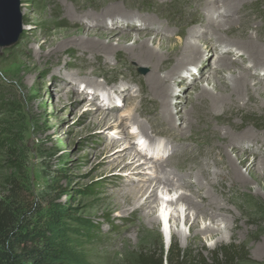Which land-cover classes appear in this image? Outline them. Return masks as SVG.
I'll list each match as a JSON object with an SVG mask.
<instances>
[{"label": "rangeland", "instance_id": "1", "mask_svg": "<svg viewBox=\"0 0 264 264\" xmlns=\"http://www.w3.org/2000/svg\"><path fill=\"white\" fill-rule=\"evenodd\" d=\"M127 1L131 5H120V9L126 17L136 19L132 25L138 26L140 20L152 17L154 30H161L159 35L148 33L156 42L151 46L156 53H161L159 43L169 41L175 44L184 41L191 29L199 32L205 16L192 0ZM19 3L21 35L14 44L0 46V199L8 197L9 183L14 184L21 201L20 227L33 229L40 242H47L52 251L60 252L63 264H136L140 252L159 253L162 247L166 253L173 245L192 259L201 256L210 262L217 249L231 244L242 248L239 264H264V169L256 170L257 179L249 180L247 189L219 179L215 191L228 208L229 215L235 218L233 223L229 221V225L238 227L213 239L203 234L199 239L190 238L188 225L194 220L193 212L186 223L181 216L180 220L176 218L168 222L169 216L166 215L165 221L162 202L157 200L153 211L161 222L150 225L146 219L140 221L139 211H133L142 200L134 202L133 206L126 205L122 198L123 190L149 184L146 178H153L149 169L155 163H164L166 170L172 171L176 179H183L191 186L187 189L175 181L171 196H189L190 191L196 190L193 161L194 158L195 161L204 159L197 153V145L188 140L189 132H185L184 137L179 136L185 128L179 118L191 109L190 103L195 96L192 79L184 78L188 85L176 78L170 81L171 94L165 96L164 101L169 103L168 111L175 118V129L159 133L158 128L164 125L158 116L159 111L153 107L156 100L145 94L151 69L128 57L135 36L145 30L122 31L131 38L125 47L115 45L110 52L92 54L80 49L81 45L71 44L55 51L62 41L58 35L61 31L76 32L82 28L116 32L125 21L110 22L107 17L98 21L96 15L90 20L85 15L71 20L65 14L71 0H19ZM87 3L95 5L92 0ZM244 3L235 17L243 20L249 35L254 37L255 30H258L263 41L264 0H244ZM223 12V8L219 9L214 18H219ZM86 13L92 15L95 12L90 9ZM237 28L238 25H234V29ZM207 30H204L205 37L194 38L201 42V51L205 54L212 47L203 45L206 43L204 39H212L215 43ZM219 34L229 46L216 48L217 53L211 50L210 65L226 51H232L233 59L245 60L247 55L232 48L239 43L238 38L230 32ZM43 44L45 48L41 51ZM263 44L259 42L264 50ZM26 50L45 55L40 59L30 57ZM50 51L55 52L47 54ZM30 62L36 64L32 70L25 66ZM206 63L201 61L202 65ZM244 67L251 69L248 61ZM262 69L254 71L259 78H264ZM81 70L95 75L90 77L95 85L89 87L85 78L76 76ZM191 72L198 73V70L191 69ZM204 75L206 77L207 73L196 83L198 87L210 90ZM110 95L113 100L108 97ZM104 112L111 119L108 124L104 122L106 125L98 122ZM215 118L212 122L217 124ZM134 119L137 120L135 123ZM225 120L226 124L230 122L238 127L237 133L249 131L255 135L256 141L247 147L251 151L247 161H253L251 153L255 152V162L264 163V96H256V103L249 109L227 115ZM217 126L225 128L221 124ZM194 128L202 130L197 136L203 140L214 131V126L209 127L203 122H195ZM170 132H175V139L168 137ZM197 136L193 137L196 142L199 141ZM140 137L146 146L152 148L150 153H143V149L138 148ZM8 143L12 144L11 148ZM128 143L130 147L121 157H116V152ZM169 146L175 150L171 151ZM139 151L142 152L137 158L140 163L130 164V155ZM236 153L242 151L238 149ZM147 154L159 158L150 161ZM145 158L150 162L145 163ZM240 169L248 177L246 169ZM149 193L147 190L146 195ZM219 193L226 194L229 202L224 201ZM156 194L158 199H165L162 185ZM195 201L201 203V198H195ZM167 208L169 214L172 208ZM176 209L185 210L186 206L179 203ZM202 220L201 217L196 220V229L201 230L210 224L208 220ZM163 222L170 226L169 232L175 233L173 238L169 236L167 240L162 230ZM225 224L219 222L221 227Z\"/></svg>", "mask_w": 264, "mask_h": 264}, {"label": "bare ground", "instance_id": "2", "mask_svg": "<svg viewBox=\"0 0 264 264\" xmlns=\"http://www.w3.org/2000/svg\"><path fill=\"white\" fill-rule=\"evenodd\" d=\"M87 1L89 0H71V6H66L65 14L70 17L71 20L84 15L88 18V20H90L92 19V16L96 15L98 21L107 17L106 20H109L110 22H113L114 20H121L125 21L123 22L125 24H123V27H120V29H117L116 32H105L82 28L78 29L76 32L66 30L61 31L58 35L62 41L55 51L59 49L61 50L65 47L67 48L71 44L75 46L81 45L82 47H79L80 49L83 51H89V53L91 52L92 54L105 51L110 52L115 45L125 47L126 43L131 38L130 34L122 31L132 30L133 32L138 31L139 29L145 30V32L139 33L135 36L132 47L128 50V57L134 59L137 63L142 64L141 66L144 68L151 69L150 75L148 74L149 86L145 94L156 100L153 107L159 111L158 116L164 125L163 128L157 127V132L168 133V131H174L173 129H175V118L168 111L169 103L164 101V97L171 94V88L169 86L170 81L176 78L180 80V82L188 85L186 83L187 81L184 80V78L186 79L188 76L192 79L191 83L194 82L193 90L195 91V96L190 103L191 109L183 113L185 118L183 115L179 118V121L185 125V128H183L184 130L180 132L179 136L181 137L182 135L184 137L185 132H189L190 135L188 140L190 139L192 143L197 145V153L204 159L203 161H195L196 159L194 158L193 161L194 166H196L195 170L193 168L196 190H189L191 192V195L189 196L184 194H181L176 198L175 196H171L170 194L175 191L173 189V185H176L174 184L175 181L179 183V186L187 189L191 186H189L188 182L183 179H176V176L172 171L166 170L164 163H161L160 165L153 162L155 164L150 166L151 168L149 169L153 178H146L147 181H149L147 186L142 185L139 188L135 187L123 190L122 198L126 202V205H133L134 202L137 203L139 200H142V202L139 203L133 211H139L140 221L146 219L150 225H155L157 222H161V220L155 216V212L153 211V204H156L157 200L162 202L161 212L165 221L167 219L166 215L169 216L168 222L175 221L176 218L177 220H180L181 216L186 223V220L190 217V213L193 212L194 220L188 225L191 232L190 238L193 239H199L200 234L213 239L221 236L224 231L233 232L238 226L236 227L234 224L229 225V221L233 223L235 218L234 216L229 215L228 208L223 205L222 200L218 198L219 196L218 192L215 191V186L223 179L228 180L231 183H236L247 189L249 186V180L256 181L257 179L256 170L258 171V169H264V163L258 164L257 161L255 162V152H253V154L251 153V155L254 156L253 161H247V156L251 152L247 147L256 141L255 135L249 131L237 133L239 131L237 126L230 122L228 123L229 125L225 123L227 115L237 113V111L242 109H249L252 104L256 103V96H264V78H259L260 75L257 76L254 72L262 67V70H264V50L259 46V42H264V40L262 41L260 38L258 30H255L256 32L254 37L249 35V29L243 23V20L239 17H235L238 15V10L242 9L245 5L244 0H192L195 7H197L199 11L203 12L205 15L203 21H201V29L199 32L194 29L188 31L184 41L175 44H171L169 41L163 42L162 44L159 43L161 53H156L152 50L153 48L151 46H154L156 42L154 39H151L148 34H160L161 30H154L152 27V25L155 24V20L152 17H145L143 20H140L141 24L134 26L132 24L136 21V19L134 21L132 17H126V14L121 12L120 5H131L130 1L92 0L95 5L88 4ZM221 8L224 9V14L220 15L219 18H214V15H218V11ZM90 9H92L95 13L92 15L87 14V10ZM209 11H212L213 14L211 15ZM217 19L219 20L216 21ZM144 20H148V22H145ZM204 21L207 23L204 24ZM234 25H238L236 30L234 29ZM124 26L126 28H124ZM205 29H208L207 31L211 33L210 37L214 38L215 42L213 44L211 41L212 39H204L206 43H203V45L209 44L210 47H212L210 52L213 50V52L217 53L216 48L221 46L228 47L229 45L225 43L224 38H222L219 33L230 32L233 33L239 40V43L232 45V48L241 50L244 55H247L245 60L242 58L233 59L234 55L232 51H226L224 53H220L218 60L210 65V62L208 61L210 52L208 51L205 54V51H201L203 49L200 45L201 42L198 41V39H194L206 35V33H204ZM77 41L78 43L74 44V42ZM44 44L40 46L41 51L45 48ZM48 44L46 45L48 46ZM216 45L218 46L216 47ZM229 49L231 50V48ZM55 51H50V53L48 52L47 54L52 55ZM26 53L29 54L28 56H36L38 59L45 55V53H34L31 52V50H26ZM201 61L207 63L202 65ZM244 61L249 62L251 69L244 67ZM25 66L27 69L32 70L36 67V64L30 62ZM66 66H68L67 63ZM214 66L215 68L212 69ZM191 69H197L198 73L193 74ZM204 73H207L206 77L204 75V81L207 82L208 86H211L210 90L203 86L198 87L196 83L199 77H201ZM223 74L225 76H223ZM76 76L78 78H85L84 82H86L89 87L95 85L90 79V77L95 76L93 73H86L81 70V72L76 73ZM60 91H63V89L60 88ZM108 97L113 100L111 95ZM93 103V107L97 109V105L95 102ZM214 117H216L215 120L217 124L212 122ZM110 120L111 119L108 118L104 112L100 114L98 122L104 123L106 121V124H108ZM135 120L136 119H134V123ZM195 122H203L209 127L214 126V131L203 140L202 137L200 138V135L197 136V134H199L198 132L202 130L194 128ZM218 124L224 125L227 130H225V128H219L217 126ZM151 126L153 125L151 124ZM142 128L144 130V126H142ZM174 134L175 132H170V136L168 137L175 139ZM196 136L199 139L198 142L193 139V137ZM262 139H264V137H262ZM138 140L142 141L143 139L140 137ZM138 146L143 149V153H150V150L152 149L150 146H146L145 141L139 143ZM129 147L130 145L128 143V145L117 151L116 157H121ZM172 147L169 146V149L171 151L175 150L172 149ZM238 149L242 151L241 154L236 153ZM142 152L139 151L130 155V164H139L140 161L137 160V158L140 157ZM156 153L157 152H155V154ZM232 154H234V156H232ZM147 155H151V157L155 158L154 154ZM260 157L262 156H259L258 158ZM156 158L158 159L159 156ZM151 159L152 158H149L150 161ZM144 161L145 163L150 162H146V158ZM240 167L246 169L248 177H245L241 173ZM211 169H213L212 172L210 171ZM157 175H162V177H156ZM124 185L125 184L122 186ZM161 185L162 189L165 191V194H163L165 195V199H158L156 194V191L159 190ZM147 190H150L148 195H146ZM220 195L224 198V201L229 202V197H227L226 194L221 193ZM198 197L201 198V203L195 201V198ZM179 203H184L186 209H181L180 211L176 209V206ZM163 204L166 205L164 208L162 206ZM167 207L172 208L169 214ZM142 214H144V216ZM200 217L203 220H208V222H210L208 226H205L201 230L196 229V220ZM219 222H224L226 224L224 227H221L222 225H219ZM164 224L166 226L164 229L166 238H169V236L173 238L175 233L169 232L170 226L168 227L166 223Z\"/></svg>", "mask_w": 264, "mask_h": 264}, {"label": "trees", "instance_id": "3", "mask_svg": "<svg viewBox=\"0 0 264 264\" xmlns=\"http://www.w3.org/2000/svg\"><path fill=\"white\" fill-rule=\"evenodd\" d=\"M8 146L11 148L12 144ZM9 188L8 197L0 199V264H63L60 252L52 251L47 242H40L33 229L20 227V197L14 184L9 183ZM158 252H140L136 264H239L242 261V248L233 244L217 249L210 262L201 256L192 259L177 245L166 253L160 247Z\"/></svg>", "mask_w": 264, "mask_h": 264}, {"label": "water", "instance_id": "4", "mask_svg": "<svg viewBox=\"0 0 264 264\" xmlns=\"http://www.w3.org/2000/svg\"><path fill=\"white\" fill-rule=\"evenodd\" d=\"M21 32L19 0H0V46L14 44Z\"/></svg>", "mask_w": 264, "mask_h": 264}, {"label": "clouds", "instance_id": "5", "mask_svg": "<svg viewBox=\"0 0 264 264\" xmlns=\"http://www.w3.org/2000/svg\"><path fill=\"white\" fill-rule=\"evenodd\" d=\"M162 230H163V225H162ZM167 240H168V238H167Z\"/></svg>", "mask_w": 264, "mask_h": 264}]
</instances>
